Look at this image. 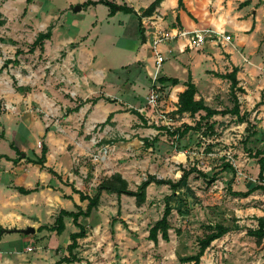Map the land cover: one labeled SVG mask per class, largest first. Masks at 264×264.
Masks as SVG:
<instances>
[{
  "label": "rangeland",
  "instance_id": "374dc122",
  "mask_svg": "<svg viewBox=\"0 0 264 264\" xmlns=\"http://www.w3.org/2000/svg\"><path fill=\"white\" fill-rule=\"evenodd\" d=\"M98 1L87 5V0H0V19L3 20L0 22V75L13 93L10 101L0 99V111L40 117L54 128L56 158L61 156L63 160L65 154L73 155L64 162L66 168L62 164L60 172L45 180L54 187L49 190L55 196L49 206L45 203L21 205L22 214L35 227L30 234L33 240L28 244L51 245L58 257L69 254L70 234L79 227L70 216L64 218L62 233L50 226L62 208L78 210L79 205L86 208L88 201L81 200L75 188L93 195L99 183L120 172L129 187L136 189L149 174L176 182L184 171L193 170L176 189L169 183L152 182L141 204L135 196L103 191L99 205L90 216L80 218L86 226V236L78 239V246L86 250L83 254L86 256L82 257L86 262L81 264L102 259L105 261L100 264H107L106 260L111 259H116L118 264H162L163 256L171 250L174 253L168 256L169 260L176 264L198 251L199 240L209 226L216 223L228 226L230 231L211 242L200 264H264V239L258 242L257 237L248 232L249 228L258 226V215L264 214V194L261 190L247 195L240 193L260 182V164L255 153L257 149L264 151V135L258 136L253 131L264 128L263 117H258L264 113V67H246L242 74L251 93L249 91L247 98L240 102L241 108L239 99L231 95V82L227 77L216 74L213 87H204L207 75L203 68L210 63L194 67L199 94L219 110L232 108L237 102L240 111H246L248 123L241 125L238 115L232 112L217 113L209 119L202 111L178 112V101L175 96L170 97L166 86L156 87L159 98L152 106L148 102L152 87L150 76L141 66L130 62L135 52L123 49L125 43L132 44L135 51L139 49L138 42L142 41L144 31L138 16L124 9L108 14L107 4ZM114 1L126 3L125 0ZM134 4L140 5L138 1ZM76 5L81 8L75 10ZM49 28L50 43L46 41V48L33 46L38 34ZM54 28L57 30L53 38ZM145 34L150 43L152 36ZM137 35L138 42L130 39ZM69 36L75 38L65 44ZM166 40L160 42L159 47L171 58L166 57L160 74L169 68L179 78L186 77L179 65L175 67V53L168 51ZM74 48L77 49L74 57L80 55L78 61L73 60L76 67L70 63ZM82 51L87 55L85 59ZM153 52L151 46L145 48L147 55ZM105 62L124 65L112 69ZM223 62L225 60L217 67L219 73L225 70ZM152 68L154 70L155 66ZM104 70L103 83L96 82V77L104 74ZM76 76H80L84 90L80 94L71 86L78 82ZM237 92L244 96V92ZM101 96L119 104L120 108L115 110L121 113L118 119H113V114L109 120L101 118L88 123V115H76L78 110H70L80 106L85 101L83 97H87L88 102H92L89 109L93 111L94 103L101 100ZM41 97L45 103L39 102ZM135 110L144 111L145 118L142 120ZM69 114L75 117L69 118ZM16 126L13 122L12 127ZM185 128L187 132L181 136L169 133ZM34 131L39 137L37 130ZM144 138L151 139V144L147 145ZM47 141L43 137L37 141L38 157L47 147ZM9 143L1 144L0 150L8 151ZM227 163L232 168L227 167ZM45 167L51 171L52 166L45 164ZM27 169L25 178L36 182L34 166L30 164ZM170 194L174 196L170 200L173 209L169 217V239L160 234L154 242L148 237L149 229L162 217L166 195ZM3 210L7 211L8 207ZM15 244L20 245H12ZM76 251L79 254L82 249Z\"/></svg>",
  "mask_w": 264,
  "mask_h": 264
},
{
  "label": "crops",
  "instance_id": "0c3cea01",
  "mask_svg": "<svg viewBox=\"0 0 264 264\" xmlns=\"http://www.w3.org/2000/svg\"><path fill=\"white\" fill-rule=\"evenodd\" d=\"M125 1L129 6H132L138 12V14H141L142 10H144L153 0ZM134 1H138L140 5L134 4ZM117 3L122 4L123 2L117 1ZM183 3L184 6H179L178 0H161L152 14L142 15L141 26H143L144 31L142 35V41H137L138 35L135 36V38H130L135 40V42H138L139 49L135 51L134 46L132 44L129 46L127 43H125L126 46H123L125 47L123 49H127L128 51L130 50L132 53L135 52V55L132 57L133 60L131 59L130 62H135L139 68L141 66L145 74L151 78V75L154 72V70H152V66L155 65V48L164 54L165 60L167 57L166 53L163 52L159 47L160 42L157 45H154L153 40L158 32L165 33L168 35V40H166V42L169 43L168 51L175 53L173 55L175 67L179 65V67L182 68L184 72H186V77L182 78L174 75L169 68L160 74V76L179 78L180 82L177 84L173 85L169 82L166 84L165 89L169 91L170 97L175 96L176 100L178 101V95L186 88L185 83L189 75H191L192 81L195 83L197 88L195 98H201L208 106L219 109L218 107H213L211 104H209L207 97H203L199 94V86L198 82L196 81L194 67L201 64L203 65L207 62L210 63L209 66H204L203 68V73H206L207 75V78L204 79L206 82L204 87L207 85L213 87L215 80L213 76L220 74V71L218 72L217 67L221 66L220 62L222 60H225L223 63L226 64V67L225 70L221 72L227 73L236 69L239 86L243 88L242 92H244V96L242 97L238 95V92L236 91L237 98L239 99L238 103L240 108L243 107L240 102H242L245 97L247 98L249 91L251 93V90H249L247 84H244L242 74H244L246 67L249 69L253 67H264V0H183ZM107 7L108 14H110V8L108 5ZM147 20L150 21V24L147 23ZM140 22L141 21L139 20V25ZM203 28L213 29L214 31H218L220 34H214L212 39H209L198 48L190 46L189 34H183L182 32L186 31L191 33L196 29ZM56 30L57 28L53 29V38ZM146 32L152 36L150 43L148 42L147 34H145ZM226 34L231 36L230 39H226ZM74 38V36H69L66 38L64 43L68 44V42H71ZM46 41L50 43V37L44 41V49L46 48ZM116 44L117 42H115V45ZM148 46H151L152 51H154L151 56L145 53V48ZM76 50L77 49L74 48L70 57V63L72 66L75 65L73 60H79L80 55L78 58L74 57ZM238 54H240V57ZM81 55L84 57V59L87 56H84L83 51L81 52ZM91 56L92 59L95 60L96 57L94 55ZM169 58H171V56L167 57V59ZM105 63L112 69H117L118 67L124 65L121 64V66H115L109 62ZM105 72L106 71L104 70V74L101 76L98 75L96 77L97 80L95 81L103 83V78L106 74ZM76 77L78 79V84L76 83L71 86H73L77 93L80 94V92L82 93L84 90L81 87L82 82L80 80V76ZM72 92L73 91H71V94H73ZM12 95L13 93L11 92V89H9L7 84H5V81L2 80V75H0V99L5 98L10 101ZM104 96H101V100L99 99V101L94 103L95 105H93V111L89 109L90 106H92V102L89 103L87 97H83V100L85 101L80 104L78 112H75V114L77 115V113H81V115H88V117H86L88 123H92L94 120L107 119L110 113L114 114L113 119H118L121 113L116 112L115 110L120 108L119 104L109 99L106 100ZM20 97L21 96L18 98L21 100L22 97ZM51 98L55 97L51 95ZM56 99H54V101ZM39 102L45 103V100L42 98L39 100ZM18 106L21 109L22 106H20V104H18ZM201 111L205 112L204 110ZM16 112L17 111H0V145H5V143L8 141L10 142V148L8 151L0 150V226L5 229H10V231L5 230L0 235V264H54L60 258L56 254L54 247L51 245H47V247L45 245L44 247V245L40 243L38 244V242H36L35 245L28 244L29 240H33L30 235L31 233L26 234L14 229H20L31 224L29 223L30 221L28 218L22 214L24 212L21 208V205H42L45 203V205L49 206L50 202H52L50 199L54 200L55 196L50 194L49 191L54 187L45 182V180L46 178L50 180V178L54 176L53 174L60 172L63 167L66 168V166H64V162H66V160H70L71 156L73 155H71V153H67L63 156V160L61 159V156L56 158V151L54 149V128H52V125L49 126V123H45L44 120L38 116H25L24 113L21 114ZM139 112L145 118L143 113L144 111ZM128 114L130 113L128 112ZM244 114L246 115V111L241 110L240 116H243ZM69 115V118L75 117L73 114ZM258 117H263V121H261V123L264 124V113L261 112V115ZM239 121V123L242 125V123H248V118L246 117L245 120L239 119ZM5 122L6 124H10L6 125ZM13 122L17 123L16 127H12ZM260 126L261 124H259V127ZM260 129L258 130L257 128L256 133L258 136H260V134L264 135V128L261 129L262 131H260ZM34 130H37L39 137L36 136ZM45 135L46 137H44ZM42 137L43 139L46 138L48 140L46 144L47 148L49 149L44 165L46 164L47 166H52L51 171L49 167H42L41 164L30 161V158L36 159L38 157L39 149L36 147V143ZM23 147H25V150H23ZM27 149L29 150L27 151ZM20 150L21 156H18ZM30 164H32L35 168L37 175L36 182L27 180L25 178L27 175L26 171H28L27 167H29ZM65 170L67 169H64V171ZM39 183L40 186H38ZM20 187L32 189V191L29 193H23L20 191ZM74 194L73 196H75ZM7 207L8 210L4 211L3 209ZM24 219L25 223L22 224ZM14 243H18L20 245H12ZM81 249L82 251L78 254V251L76 250ZM85 251L86 250H83L82 247L78 246L74 250V253L78 258L71 262H62L61 264H81L86 262L82 258L83 256H86L83 255L85 254ZM172 253H174L173 250H171V252L169 251L168 254L166 253L163 256L162 264L172 263V260H169L171 258L168 257ZM103 261L105 260L102 259L101 261H94L92 264H100ZM106 263L118 264L116 259L106 260ZM176 264L189 263L179 260L176 262Z\"/></svg>",
  "mask_w": 264,
  "mask_h": 264
},
{
  "label": "trees",
  "instance_id": "16d2710c",
  "mask_svg": "<svg viewBox=\"0 0 264 264\" xmlns=\"http://www.w3.org/2000/svg\"><path fill=\"white\" fill-rule=\"evenodd\" d=\"M179 1V6H184L183 0H178ZM97 1H92L88 0L86 4L90 3H95ZM98 2H104L106 3L109 8H110V14H113L116 11V6H118V9H124L127 12L135 13L138 17L139 20L141 21L142 15H150L154 12L156 7L159 5L161 0H153L144 10L142 15L138 14V12L132 7L129 6L127 3H122L119 4L115 1L111 0H100ZM3 20L0 19V22ZM142 24H140L141 26ZM51 36V29L49 28L48 31L46 32H40L36 38V40L33 43V46H43L45 39L49 38ZM34 48V47H33ZM222 77H227L230 80V88H231V95L234 96L235 99H237V94L236 91L240 90L243 91V88L239 86V80L236 76V69L227 72V73H220L219 74ZM167 82L170 84H177L179 83V78L176 77H166V76H159L158 78V83L159 87L161 86H166ZM186 88L181 91L178 95V106H177V111L178 112H190L191 114L200 112L201 110L205 111L204 117L209 119L212 117V115L217 114V113H227V112H232L238 115V119L245 120V114L243 116H240V109L238 106V103L235 102V106L232 108H227L224 110H219L212 108L205 104L203 99H196L195 95L197 93V88L195 83L192 81L191 75H189L187 81H186ZM79 105L75 106L74 108H71L70 110H78ZM137 112V114L140 115L142 119L144 117L139 111H134ZM113 113H110L108 116V120L112 117ZM212 126V124H210ZM199 128V126L197 125ZM188 128V127H187ZM187 128L184 130L179 131V129H175L173 131H170L169 133L171 135H183L184 133L187 132ZM253 133L256 134L255 131ZM144 142L149 145L151 144V139L149 138H144ZM46 153H47V147L45 146L43 148V154L40 157H37L36 159L30 158V161L34 163H39L41 164L42 167H44V163L46 161ZM21 154V152H20ZM255 156L258 158V162L260 164V172H259V180L260 182L257 183L254 187L251 189L240 192L244 195L250 194L254 192L255 190H261L264 194V151L261 149H257ZM227 167L232 168L230 164H226ZM193 170H187L182 173L181 178L173 182L170 179H163L159 178L154 174H149V176L144 179L136 189H132L129 187L128 180L120 173V172H115L113 173L110 177L107 179H104L99 185L97 186V191L93 194H87L81 191L80 189L75 188V192L80 194V199L81 200H87L86 208H83L82 206H78V210H68L65 208H62L61 211L59 212L58 216L55 219V223L50 226V229L56 230L57 233H62L65 229V216H70L73 219V222L79 227V230L73 231L70 234V239L71 242L68 244L67 249L69 251L68 255H64L60 257L54 264H61L62 262H71L76 260L78 257L74 253V250L78 247L79 242L78 239L81 237L86 236V226L85 224L80 220L82 216H90L91 212L93 209H95L100 202V197L103 191L107 192H115L119 196L121 194H127L131 196H135L137 199V203L141 204L146 200L147 196V187L149 184L152 182L155 183H169L173 189H176L181 182L184 180V178H187L189 174ZM20 191L23 193H29L32 191V189H27L24 187H20ZM173 194L166 195V205L165 209L163 212V215L160 219H158L149 229V234L148 237L153 240L154 242H157L159 239V235L168 240L169 239V229L171 227L170 222H169V217L172 212V206L170 204L171 198H173ZM258 226L256 228H249L248 232L251 235H254L257 237V241L260 242L264 239V215L258 216ZM39 228H42L41 226ZM6 229L0 226V233L2 231H5ZM230 231V228L222 223H216L212 224L209 226V230L206 231L205 235L201 237L199 240V249L197 252L187 255L182 258L183 261L188 262L189 264H200L201 261V256L204 254V251L206 248L211 244V242L217 238H220L227 234Z\"/></svg>",
  "mask_w": 264,
  "mask_h": 264
},
{
  "label": "built area",
  "instance_id": "2783aa9c",
  "mask_svg": "<svg viewBox=\"0 0 264 264\" xmlns=\"http://www.w3.org/2000/svg\"><path fill=\"white\" fill-rule=\"evenodd\" d=\"M182 33L189 34V38H190L189 44L190 46H195V47L201 46L209 39H212L214 37V34L217 35L220 34L218 31H214L213 29L210 28L196 29L191 33L183 31ZM167 37L168 35H166L165 33L158 32L153 40L154 45H157L159 42L166 40ZM225 37L226 39H230L231 36L229 34H226ZM164 60H165L164 55L155 48V65H154L155 68H154V72L151 75L152 87H151L150 95L148 97V102L152 106L156 105L157 100L159 98V91L156 89V87L159 86L158 78L160 76V68ZM162 116L165 117L164 114Z\"/></svg>",
  "mask_w": 264,
  "mask_h": 264
},
{
  "label": "water",
  "instance_id": "95a60500",
  "mask_svg": "<svg viewBox=\"0 0 264 264\" xmlns=\"http://www.w3.org/2000/svg\"><path fill=\"white\" fill-rule=\"evenodd\" d=\"M81 8V5H76L74 7L75 10H78ZM119 7L116 6V9H118ZM14 230H18V231H21L23 233H26V234H29V233H33L35 231V227L33 225H28L27 227L25 228H20V229H14Z\"/></svg>",
  "mask_w": 264,
  "mask_h": 264
}]
</instances>
